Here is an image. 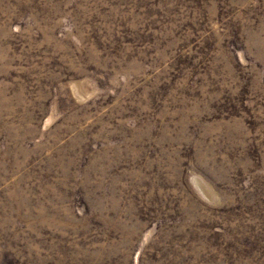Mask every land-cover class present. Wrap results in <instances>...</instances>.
<instances>
[{
  "label": "rangeland",
  "instance_id": "rangeland-1",
  "mask_svg": "<svg viewBox=\"0 0 264 264\" xmlns=\"http://www.w3.org/2000/svg\"><path fill=\"white\" fill-rule=\"evenodd\" d=\"M0 264H264V0H0Z\"/></svg>",
  "mask_w": 264,
  "mask_h": 264
}]
</instances>
